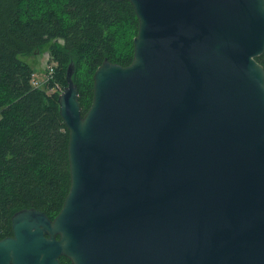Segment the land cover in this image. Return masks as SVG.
Masks as SVG:
<instances>
[{"label": "water", "instance_id": "obj_1", "mask_svg": "<svg viewBox=\"0 0 264 264\" xmlns=\"http://www.w3.org/2000/svg\"><path fill=\"white\" fill-rule=\"evenodd\" d=\"M128 1L131 62L65 73L70 186L11 216L0 264H264V0Z\"/></svg>", "mask_w": 264, "mask_h": 264}, {"label": "trees", "instance_id": "obj_2", "mask_svg": "<svg viewBox=\"0 0 264 264\" xmlns=\"http://www.w3.org/2000/svg\"><path fill=\"white\" fill-rule=\"evenodd\" d=\"M138 19L128 1L0 0V239L12 236L11 216L34 208L53 219L70 186L68 131L54 81L67 67L82 115L92 101L93 74L104 59L132 60ZM47 47L54 78L32 87V67L20 55ZM264 69V53L256 57ZM60 264H71L64 256Z\"/></svg>", "mask_w": 264, "mask_h": 264}, {"label": "rangeland", "instance_id": "obj_3", "mask_svg": "<svg viewBox=\"0 0 264 264\" xmlns=\"http://www.w3.org/2000/svg\"><path fill=\"white\" fill-rule=\"evenodd\" d=\"M43 49L44 51L42 50L39 54L36 55H31V56L20 55V57H18L23 62L29 64L32 67L33 69L32 71L38 79H43V75L45 73L44 69L47 64V58H50L48 57L50 54L47 51V47Z\"/></svg>", "mask_w": 264, "mask_h": 264}, {"label": "built area", "instance_id": "obj_4", "mask_svg": "<svg viewBox=\"0 0 264 264\" xmlns=\"http://www.w3.org/2000/svg\"><path fill=\"white\" fill-rule=\"evenodd\" d=\"M56 65L54 64V62L50 61V58H47V64L46 67L44 69L45 73L43 75V79H38L34 73H32L31 75V85L34 88H40L43 85H45V83L49 82L50 80H52L54 78V70ZM54 88L57 90H60V92L63 90L61 85L59 83H57V81H54Z\"/></svg>", "mask_w": 264, "mask_h": 264}]
</instances>
